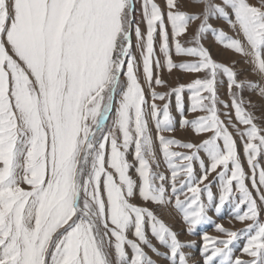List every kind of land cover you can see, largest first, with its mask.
I'll return each mask as SVG.
<instances>
[{"label": "snow or ice", "instance_id": "1", "mask_svg": "<svg viewBox=\"0 0 264 264\" xmlns=\"http://www.w3.org/2000/svg\"><path fill=\"white\" fill-rule=\"evenodd\" d=\"M174 70L196 78L169 84ZM246 91L264 98V0H0V264H157L145 249L188 264L164 215L194 234L226 205L248 223L203 234L202 264H264V125ZM177 125L191 138L165 135Z\"/></svg>", "mask_w": 264, "mask_h": 264}, {"label": "rangeland", "instance_id": "2", "mask_svg": "<svg viewBox=\"0 0 264 264\" xmlns=\"http://www.w3.org/2000/svg\"><path fill=\"white\" fill-rule=\"evenodd\" d=\"M215 2L219 3L220 0H215ZM157 3H159L162 7L164 6V0H157ZM250 3L256 4L257 0H250ZM185 10L189 12H199L201 9L199 7H193L190 3H187L184 5ZM214 27L218 29L224 30L227 34L232 35L231 29L229 26L223 22L222 20L213 19L210 21ZM196 28V25H192L191 29L194 31ZM205 47H208L213 55V58L218 61L222 62L226 65L231 66L233 62L235 63V68L238 72H242L241 79H250L255 80L259 82V77L255 74L251 73V71H244L248 68V65L244 63V58L235 54L233 51L228 50L226 48H223L219 44H217L214 41V38L211 36V34L207 35V38L204 40ZM175 59V58H174ZM163 78L169 82V84H176L179 83H190L193 79H195L194 74H187L182 73L177 70H174V72L169 75L167 72H164ZM157 91H166L164 88H157ZM221 95L223 99H227L226 90H221ZM244 97L246 100L250 99L254 107L248 108L250 112H252L256 118V122L258 124L264 125V98H261L258 93H252L249 91H246L244 93ZM158 104H162V101H157ZM247 107V105H246ZM173 114L176 115L177 120H179L178 114L175 113L173 110ZM188 118L191 119L193 114L188 113ZM165 135H172L177 139L180 140H188L191 138L192 134L190 131L185 129H180L177 125V129L174 133H165ZM132 157L129 155V160H131ZM264 163V161H262ZM245 167H247L245 165ZM214 192L216 189H213ZM174 215V214H173ZM208 215L211 217V222H204L201 225H199L194 234H188L186 231V225L183 224L181 218L179 216H174L172 218L171 216L165 214L164 219L165 221L173 228V230L177 231L179 233V238L182 242L186 244H191L192 247L185 248L184 251L186 254H188L189 260L188 264H202V256H201V249L203 246V234H207L209 237H220L225 238L226 236H223L220 232H218L215 228V224H221L224 228L233 230V231H239L246 227L248 222L241 223L237 220H235L231 215V206L226 205L224 209H222L221 214H216L213 210L208 211ZM262 219H264V216H262ZM244 238L241 237L238 241L235 242V255L240 256L242 259H250L246 254H242L240 249L243 247L244 244ZM153 243H156V241H153ZM145 251L148 252L150 256L154 260L157 261V264H167V261L160 259L153 255L148 249H145ZM161 251H165V249L161 248Z\"/></svg>", "mask_w": 264, "mask_h": 264}]
</instances>
